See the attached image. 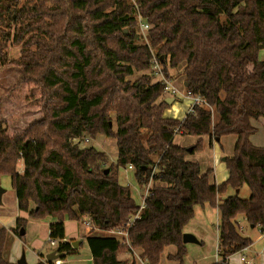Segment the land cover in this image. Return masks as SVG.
<instances>
[{
	"label": "trees",
	"instance_id": "trees-1",
	"mask_svg": "<svg viewBox=\"0 0 264 264\" xmlns=\"http://www.w3.org/2000/svg\"><path fill=\"white\" fill-rule=\"evenodd\" d=\"M141 22L150 26L148 43H140ZM9 42L22 45L24 62L42 67L36 80L44 115L13 137L0 120V181L10 178L20 213L56 219L49 238L60 242L63 260L78 253L63 242L65 224L88 220L105 233L86 238L93 264H136L116 259L127 246L108 234L140 210L118 178L128 166L140 188L153 182L128 232L148 264H161L169 247L175 253L166 260L185 264L184 229L196 207L220 213L215 264H230L229 257L252 245L240 234L239 216L264 236V147L251 141L255 123L264 125V0H0V66L9 63ZM151 51L168 78L169 69L183 66L185 90L215 108L216 122L199 107L182 118L167 116L175 101L167 103L161 83L127 80L150 67ZM85 136L115 140L116 161L104 167V152L79 144ZM177 136L198 140L184 147ZM232 136L229 177L217 185L211 170L202 173L187 157L204 137L211 147ZM228 186L235 194L218 203ZM26 225L18 218L14 231ZM4 245L1 229L0 264H12L3 258Z\"/></svg>",
	"mask_w": 264,
	"mask_h": 264
},
{
	"label": "rangeland",
	"instance_id": "rangeland-1",
	"mask_svg": "<svg viewBox=\"0 0 264 264\" xmlns=\"http://www.w3.org/2000/svg\"><path fill=\"white\" fill-rule=\"evenodd\" d=\"M24 2V0H21ZM138 34L142 37L140 43H148L147 32H143L141 26L139 27ZM21 44L8 43L6 52L8 53L9 63L5 66H0V120L6 122L8 134L13 137L16 133L20 132L28 123L40 119L43 117L42 103L43 90L38 84L36 78L42 71V67L32 66L22 59L21 56ZM155 53V52H154ZM261 58L264 59V53ZM21 63V64H19ZM24 63V64H23ZM164 68V67H163ZM183 66L178 70L169 69V80L184 93V77L181 75ZM148 71H135L132 77L127 80L135 82L141 77H148L152 83V78L148 76ZM156 82L154 81L155 84ZM175 101L174 104H172ZM171 102L172 107L166 112L167 116L182 118L188 113L190 101L186 98L179 96ZM177 108V109H175ZM213 122L217 121V114L215 108L212 112ZM114 129L116 124H113ZM264 134V132H263ZM88 140V141H87ZM176 144L192 147L196 145L197 139H191L189 137L177 136ZM236 137L223 138L221 143H215L213 146H209L208 137L203 138L202 148L190 155L188 158L199 162L201 172L213 169L214 179L217 185H221L226 182L228 177V170L226 167V161H224L226 155L224 151L232 152ZM81 147H94L97 150L104 152L107 157V163L104 167H109L111 163H114L117 158V146L116 141L98 136L96 139H91L85 136L79 141ZM223 145V148L220 146ZM228 157V156H227ZM157 162V160H155ZM19 169V168H18ZM156 172V171H155ZM120 183L128 185L132 190V194L137 203L140 201V191H138V184L135 179L134 170L122 169L119 173ZM0 187L3 188L6 193L2 196L0 203V219L7 226L14 222V214L17 213L14 189L11 184V180L8 176L1 178ZM143 194L144 190L141 189ZM234 190L231 186H228L225 191L219 193L217 196V202H222L228 195L233 194ZM249 189L244 187L240 191V197H248ZM196 214L194 218L187 224L184 230L188 233L194 234V236L200 241L199 244L187 245V256L185 258V264H215L217 258V225L220 221V214L218 210L208 209L201 210L200 207H196ZM240 228H243L241 235L250 237L252 245H250L249 251L246 253L248 256L254 257L257 264H264V236L256 229H251L246 220L240 217ZM83 225V224H82ZM1 230V229H0ZM5 245L8 258L14 256L18 252L19 258L22 253H26V258L29 260L32 256V246L24 245L23 242L16 239L8 226L4 229ZM45 241L47 239H39ZM127 250V249H126ZM88 251L84 246L80 250V253ZM175 250L173 247L166 249L163 254V258L173 253ZM174 254V253H173ZM242 254H237L231 257L228 261L230 264H241L240 257ZM4 258V255H3ZM66 264H92V261H81L76 259L75 255L67 256ZM218 260V259H217ZM216 260V261H217ZM130 262V261H129ZM219 262V260L217 261ZM216 262V263H217Z\"/></svg>",
	"mask_w": 264,
	"mask_h": 264
},
{
	"label": "crops",
	"instance_id": "crops-1",
	"mask_svg": "<svg viewBox=\"0 0 264 264\" xmlns=\"http://www.w3.org/2000/svg\"><path fill=\"white\" fill-rule=\"evenodd\" d=\"M175 109H177V108H175ZM255 125L258 127V132L254 136L251 137V141L256 146L264 147V134H263L264 125H263V122L262 121L256 122ZM191 139H194V138H191ZM196 139L198 140V138H195V140ZM222 139L219 142H215V143H221ZM215 143H213V145ZM220 146L223 148V145H220ZM184 147H187V146H184ZM233 148H234V146H233ZM232 152H233V150H232ZM232 152H227V150L224 151L226 157L230 156L232 154ZM226 157H225V159H226ZM189 158H188L189 161H195V160L189 159ZM225 159H224V161H225ZM18 168H19L18 171L20 173H22L23 172L22 163L19 164ZM210 170L212 171V178L215 181L214 175H213V169L210 168ZM205 172L206 171H203V173H205ZM228 177H229V174H228ZM228 177H227V180H228ZM5 193H6V191H5ZM14 193H15V191H14ZM234 194H235V191H234L233 194H230L228 196H232ZM1 200H2V198H1ZM15 202H16V205H17L16 194H15V199H14L13 203H15ZM206 208H208L209 210L210 209L218 210L217 208H210V207L201 208V210H205ZM0 214H2V212H0ZM195 214H196V211H195ZM240 217H243V216H239L237 218V222H238L239 226L241 224L240 221H239ZM18 218H27L26 227L22 228L19 231V233L14 231V229L16 228V221H17ZM13 220H14V222L12 224H10V225L7 224V226L10 229L12 235L16 239H18L21 242H23L24 245L28 244V245L32 246V253H31L32 256H31V258L29 260H27V258H26V253L23 252V253H25V258H26V261H27L28 264H39V263L40 264H46V263H52L55 260L62 259L63 254L58 252V245H59L60 242L58 240H56L57 244L55 246H52L50 244V240H51L49 238L50 226L56 222L55 218L48 217V218H46L44 220L30 219V218H28L27 214L20 213L19 210H18V207H17V213L14 214V219ZM244 220H245V218H244ZM85 221H87V220H85ZM218 225H219V223H218ZM218 225H217V229H218ZM7 226L0 219V229H5ZM250 228H251V226H250ZM251 229H256V228H251ZM242 230H243V228H241V231ZM184 231H185V233H188L186 230H184ZM91 234H94V235L97 234V235H100V236L105 235V233H102V232H100V231H98L96 229L93 230L91 226H89V227L88 226H84V225H82L81 223H78V222H67L65 224V239L63 240V242L64 243H70L71 245L74 242H79L78 248L76 250V251H78V253L75 255L76 259H79L81 261H92V264H93V258H92L90 249H89L88 244H87V239H86ZM190 234H192V233H190ZM192 235H194V234H192ZM243 237L250 238V237H247V236H243ZM41 238L42 239H47V240H45L43 242V241L39 240ZM217 243H218V246H219V233L217 234ZM188 245H191V244H188ZM83 246L88 251H84L83 253H80V250L82 249ZM187 248L189 250V247H187ZM174 250H175V248H174ZM5 251H6V246H4V250H3L4 260L6 262H8V263L17 264V261L21 258V257L19 258L18 252L15 253L13 257L8 258L7 254H5ZM55 251L57 252L58 255H60L59 258H54V259L51 258V262L47 261V259H46L47 256H49L50 254L54 253ZM248 251H249V248H248ZM141 253H142L141 250H137V249H134V252L132 254L128 250L119 251L116 254V259L118 261H124V262H129V261L133 260V261H135L136 264H148L145 260L141 259V257H140ZM173 253H175V251ZM173 253H169V254H173ZM217 253L218 254L216 256L217 258L215 259V263L220 259L218 247H217ZM167 255L164 258L162 257L161 264H175V263H170V262H168L166 260ZM235 255H237V254H235ZM65 259L64 260L62 259V260L66 264V260ZM195 264H197V263H195Z\"/></svg>",
	"mask_w": 264,
	"mask_h": 264
},
{
	"label": "built area",
	"instance_id": "built-area-1",
	"mask_svg": "<svg viewBox=\"0 0 264 264\" xmlns=\"http://www.w3.org/2000/svg\"><path fill=\"white\" fill-rule=\"evenodd\" d=\"M141 29L143 30V32H147L150 29V26L146 23L141 22ZM151 52H152V58L150 61V67H149V71L147 74L148 76L152 78V83H154L155 81L156 83H161L164 86V95L166 99L172 98L173 99L172 101H174L175 98L179 96L186 98L187 100L190 101L188 113H191V114L195 113V109L197 107L210 111L211 113L213 112V108L210 107L208 103L206 102V100L203 99L202 97L193 96L189 91H186V90L184 91V93L181 92L180 89L177 88L165 75L161 58L157 57L153 51ZM128 170H132V166L126 167L125 171L127 172ZM127 186H129V184ZM152 186H153L152 180L144 188H140L138 186L137 189L138 191H140V201L138 203L140 205V210L137 216H135L134 218H131L128 221V223L122 228L112 230L108 233L109 235L116 237L121 242L122 245H126L127 250L131 254L134 252V248L132 247L131 242L129 241L128 232L131 228L135 227V219L138 217L140 211L145 208V200L148 196L151 195L150 189L152 188ZM141 189L144 190L143 194L141 192ZM82 224L88 227L91 226V223L88 220L85 222H82ZM50 244L52 246H55L57 244V241L51 239ZM247 251H248V248L244 249L242 252L239 253V254H242L240 257V263L241 264H257L254 257L248 256L246 254ZM230 258L231 257H229L228 260ZM220 260H221V257L219 261ZM46 264H65V263L62 259H59V260L53 261L52 263H46Z\"/></svg>",
	"mask_w": 264,
	"mask_h": 264
},
{
	"label": "water",
	"instance_id": "water-1",
	"mask_svg": "<svg viewBox=\"0 0 264 264\" xmlns=\"http://www.w3.org/2000/svg\"><path fill=\"white\" fill-rule=\"evenodd\" d=\"M186 87H187V84H186ZM167 100V103L170 104L172 102V98H169V99H166ZM218 141V140H217ZM192 149L189 148V151H191ZM5 193V190L3 188L0 187V203H1V198H2V195ZM251 228H254V226H251ZM183 243L188 245V244H199V240L192 234L190 233H184L183 235ZM78 245H79V242H74L72 244L73 248L75 250H77L78 248ZM60 255L57 254V252L55 251L54 253L50 254L49 256H47V261L51 262V258L54 259V258H59ZM17 264H28L27 261H26V258H25V253H22L21 255V258L17 261Z\"/></svg>",
	"mask_w": 264,
	"mask_h": 264
}]
</instances>
